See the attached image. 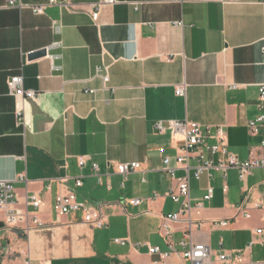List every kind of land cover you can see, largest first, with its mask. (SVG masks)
I'll list each match as a JSON object with an SVG mask.
<instances>
[{
  "label": "crops",
  "instance_id": "0c3cea01",
  "mask_svg": "<svg viewBox=\"0 0 264 264\" xmlns=\"http://www.w3.org/2000/svg\"><path fill=\"white\" fill-rule=\"evenodd\" d=\"M51 1L0 0V181L14 183L18 208L30 213L29 224L9 228L0 211V264H191L181 254L200 243L213 255L253 243L243 262L263 263L264 168L245 183L236 169L197 181L191 159L193 205L214 188L191 227L187 216L166 221L181 204L168 197L177 182L159 150L175 177H185L177 164L184 144L173 141L168 123L189 121L222 128L239 161L264 159V127L248 128L261 114L264 0ZM37 6H46L43 14ZM42 50L45 57L29 61ZM17 76L36 100L11 95ZM180 86L184 98L176 96ZM133 163L141 169L127 177L115 168ZM65 193L102 207L107 228L84 224L82 212L61 215L57 199ZM31 195L43 202L36 214L26 205ZM136 199L141 204L131 205ZM150 247L171 254L163 259Z\"/></svg>",
  "mask_w": 264,
  "mask_h": 264
},
{
  "label": "built area",
  "instance_id": "2783aa9c",
  "mask_svg": "<svg viewBox=\"0 0 264 264\" xmlns=\"http://www.w3.org/2000/svg\"><path fill=\"white\" fill-rule=\"evenodd\" d=\"M115 0H104L99 7L103 5H114ZM13 4V2H11ZM51 4H59L56 0H52ZM63 5V4H61ZM46 6L33 7L32 10L36 14H43ZM98 13H92L94 19H97ZM57 45V44H56ZM11 95L16 98H28L31 100H36L38 98V93L35 91L24 90L23 77H13L9 82V90ZM260 96L258 109L261 114L257 118L250 120L248 123V128L252 134H257L260 129L264 127V84L260 86ZM176 96L182 97L186 96V86H180L176 90ZM19 116L21 113L18 114ZM18 116V117H19ZM168 131L174 142H183L184 147L181 149V153L177 157V164L179 170L185 171L186 175L183 178H176V169L171 168V159L166 155L165 149L159 150L163 156V164L165 170L171 175L173 181L177 182V186H173L168 192V197H170L174 202L181 204V209L178 214H171L166 216L167 222H174L181 218V216H187L190 221V225H194L192 220V213L196 212L200 214L203 209V201H210L214 195V188L208 187L207 195L203 200L198 201L193 205L190 191V180H191V166L190 160L195 159L198 164L195 167V172L193 177L200 181L204 175L208 174L211 170L222 171L226 173L230 169L238 170L240 180L245 183L248 177L253 173L254 170L259 168H264V159L261 158H250L247 161H239L238 157L231 153L228 148V143L226 135L222 128L216 129L212 132L211 128H203L197 123H190L189 121H173L168 123ZM157 129L161 134L166 130L161 123L156 125ZM209 139H215L217 144L212 145L208 142ZM264 147V143H263ZM206 149L213 157L218 156L219 161L213 162L212 160H205L203 151ZM80 168H84L87 165V159L80 157L78 160ZM95 171L97 167L92 166ZM117 172L124 177H127L130 173L137 172L141 169V165L138 163L133 164H123L115 165ZM19 181H26L25 176L21 175L18 179ZM14 183L12 181H0V211L5 215V221L3 222L9 228H17L22 225L29 224L30 213L28 210L23 211L18 208L19 198L16 196ZM76 185L81 187L83 185L81 180H77ZM226 191V188H225ZM131 205L138 206L141 204V200H131ZM27 206L33 207L35 214L38 213L42 208L43 202L38 197V195H31L26 202ZM61 215H69L72 213H83V223L90 226L93 229L103 230L108 226V220L106 215L103 213L102 207H91L85 203H80L77 200L75 194L65 193L60 195L57 199L56 207ZM241 210V209H240ZM242 211V210H241ZM249 218L250 216L247 215ZM37 218L34 219L33 225L39 224ZM228 222H221L218 225L222 227H227ZM190 227V228H191ZM165 229L168 228L166 224ZM189 228V229H190ZM27 229L30 226L27 225ZM258 234L263 233L262 229L257 232ZM188 237H191V229ZM117 243H124L123 241H116ZM253 243L245 250L240 251L236 255L230 254L224 251L223 253H218L217 255L211 254L210 248L203 243L192 245L188 250L181 254L182 258L189 261L191 264H264L256 262L244 263V257L247 251H250ZM150 254L161 255L163 259L170 256L169 253H162L158 247H150ZM42 264H50L49 262H43Z\"/></svg>",
  "mask_w": 264,
  "mask_h": 264
},
{
  "label": "water",
  "instance_id": "95a60500",
  "mask_svg": "<svg viewBox=\"0 0 264 264\" xmlns=\"http://www.w3.org/2000/svg\"><path fill=\"white\" fill-rule=\"evenodd\" d=\"M46 55H47V51L46 50L37 51V52H34V53L30 54L28 56V59H29V61L30 60H37V59L45 57ZM2 226H4V225H1V227Z\"/></svg>",
  "mask_w": 264,
  "mask_h": 264
}]
</instances>
